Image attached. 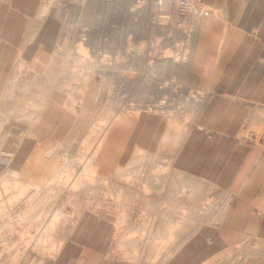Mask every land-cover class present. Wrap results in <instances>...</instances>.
<instances>
[{
    "label": "rangeland",
    "instance_id": "374dc122",
    "mask_svg": "<svg viewBox=\"0 0 264 264\" xmlns=\"http://www.w3.org/2000/svg\"><path fill=\"white\" fill-rule=\"evenodd\" d=\"M192 10L0 0V181L26 187L0 194V264H61L67 245L81 264L79 239L96 237L111 259L166 264L185 223H220L232 194L175 164L207 95L194 78L197 28L207 11L220 17L203 2ZM240 257L264 258V240L212 264Z\"/></svg>",
    "mask_w": 264,
    "mask_h": 264
},
{
    "label": "crops",
    "instance_id": "0c3cea01",
    "mask_svg": "<svg viewBox=\"0 0 264 264\" xmlns=\"http://www.w3.org/2000/svg\"><path fill=\"white\" fill-rule=\"evenodd\" d=\"M202 2L220 17L207 11L197 28L194 78L207 95L175 164L232 195L219 224L182 226L187 236L166 264H212L247 240H264V0ZM241 134H261V144ZM97 238L79 239L81 264H135L104 255ZM71 251L63 248L61 264H71ZM237 264H264V258L240 257Z\"/></svg>",
    "mask_w": 264,
    "mask_h": 264
},
{
    "label": "bare ground",
    "instance_id": "6f19581e",
    "mask_svg": "<svg viewBox=\"0 0 264 264\" xmlns=\"http://www.w3.org/2000/svg\"><path fill=\"white\" fill-rule=\"evenodd\" d=\"M167 5H168V2L165 0V1L163 2V6L166 8ZM192 8H193V7H192ZM88 15H89V14H88ZM91 16H92V15H91ZM89 17H90V15H89ZM102 122H103V121H102ZM102 125H103V124H102ZM107 126H108V123H107ZM103 131H104V130H103ZM105 131H106V130H105ZM105 131H104L103 134H105ZM101 141H102V140H101ZM84 147H85V146H84ZM86 148H87V147H86ZM97 148H98V147H97ZM97 148H95V149H97ZM84 149H85V148H84ZM97 150H98V149H97ZM90 157H91V156H90ZM88 158H89V157H88ZM89 159H90V158H89ZM135 161H136V160H135ZM87 163L89 164L90 162L87 161ZM70 166H71V165H70ZM88 166H89V165H88ZM63 167H64V166H63ZM82 168H84V167H82ZM87 169H88V168L86 167L85 170H87ZM62 170H63V169H62ZM83 170H84V169H83ZM83 170H82V172H83ZM90 170H91V169H90ZM63 171H64V170H63ZM87 171H88V170H87ZM92 172H93V171H92ZM88 173H89V172H88ZM88 173L86 172V174H88ZM90 173H91V172H90ZM83 174H84V173H83ZM80 176L82 177V176H84V175H80ZM85 177H86V176H85ZM82 178H83V177H82ZM90 178H91V177H90ZM4 179H5V178H4ZM83 179H85V178H83ZM7 180H8V179H7ZM7 180H2V181H0V194H2V193L5 194V193H7L9 190H12V189L16 188V185H15V184L13 185L12 182L10 183V182H8ZM81 180H82V179H81ZM82 182H83V181H82ZM14 183H15V182H14ZM18 185H19V184H18ZM19 187H20V189L18 188V189L20 190L19 193L22 194L23 191H24V188L26 189V187H23V188H22L21 186H19ZM16 189H17V188H16ZM18 189H17V190H18ZM34 190H35V189H34ZM183 190H184V189H183ZM14 191H15V189H14ZM33 192H36V190L33 191ZM29 193H30V192H29ZM29 193H28V194H29ZM34 194H35V193H34ZM179 194H180V193H179ZM27 196H29V195H27ZM33 196H34V195H33ZM33 196H32V197H33ZM30 197H31V195H30ZM34 197H35V196H34ZM26 198H27V197H26ZM36 198H37V197H36ZM38 198H39V197H38ZM38 198H37V199H38ZM33 199H34V198H33ZM33 199H31V200H33ZM37 199H35V200H37ZM27 200H28V199H27ZM35 200H34V201H35ZM10 201H11V200H10ZM28 201H30V199H29ZM42 202H43V201H42ZM34 203H37V202H34ZM40 203H41V201H39V204H38V205H40ZM27 204L29 205V203H27ZM27 204H26V205H27ZM41 204H42V203H41ZM206 204H207V203H206ZM28 205H27V206H28ZM33 205H35V204H33ZM8 206H9V205H8ZM23 206H24V204H23ZM27 206H25V207H27ZM36 206H37V204H36ZM36 206H35L33 209H30V208H29V209L31 210V213H32V211H33V215H34V213L36 212V213H37L36 216H39V217H40V214H43V212H44V211H43V210H44L43 205H41V207L38 206V208H37ZM30 207H31V206H30ZM44 207H46V206H44ZM205 207H206V206H204V208H205ZM31 208H32V207H31ZM206 208H207V207H206ZM29 209H28V210H29ZM197 209H198V208H197ZM199 209H200V208H199ZM202 209H203V208H201L199 211L201 212ZM208 209H209V208H208ZM22 210H23V209H22ZM203 210H204V209H203ZM46 211H47V210H46ZM46 211H45V213H46ZM48 211H49V210H48ZM197 211H198V210H197ZM204 211H205V210H204ZM207 211H208V210H207ZM24 212H26V210H25ZM26 213H27V212H26ZM26 213H25V215H26ZM28 213H30V212H28ZM45 213H44V214H45ZM201 213H202V212H201ZM201 213H200V214H201ZM48 214H49V213H48ZM52 214H53V212H52ZM202 214H203V213H202ZM202 214H201V215H202ZM30 215H32V214H29V216H30ZM57 215H58V214H57ZM57 215H54V216H53V219H56V218H57ZM205 215H206V214H205ZM36 216H35V218H36ZM50 216H51V215H50ZM22 217H23V216H22ZM24 217H25V216H24ZM24 217H23V218H24ZM30 217H31V216H30ZM43 217H45V216H43ZM202 217H203V216H202ZM33 218H34V217H33ZM33 218H31L32 221H36L35 218H34V219H33ZM41 218H42V217H41ZM41 218H40V221L43 219V218H42V219H41ZM203 218H204V217H203ZM36 219H37V218H36ZM44 219H45V218H44ZM44 219H43V220H44ZM57 219H58V218H57ZM43 220H42V221H43ZM40 221L37 220V222H40ZM44 221H45V220H44ZM37 222H36V223H37ZM45 222H46V221H45ZM27 224H28V223H27ZM37 225H38V224H37ZM37 225H36V226H37ZM43 225H44V223H43ZM38 227H39V226H38ZM41 227H42V226H41ZM132 233H133V232H132ZM130 235H131V234H130ZM126 240H127V239H126ZM127 244H129V243H127Z\"/></svg>",
    "mask_w": 264,
    "mask_h": 264
},
{
    "label": "built area",
    "instance_id": "2783aa9c",
    "mask_svg": "<svg viewBox=\"0 0 264 264\" xmlns=\"http://www.w3.org/2000/svg\"><path fill=\"white\" fill-rule=\"evenodd\" d=\"M160 1H161V6L165 8L163 6V2L165 0H160ZM166 1L168 2V4L172 3L174 5L177 15H180V16L190 14L191 11H193L192 7H195V6L200 7L201 2H202V0H166ZM202 13H203V10H201V12H198L197 15H201Z\"/></svg>",
    "mask_w": 264,
    "mask_h": 264
}]
</instances>
